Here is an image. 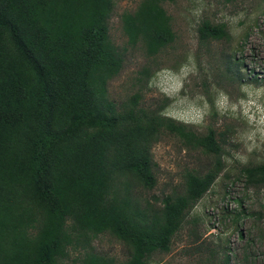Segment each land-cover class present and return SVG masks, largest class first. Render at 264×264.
Segmentation results:
<instances>
[{
  "label": "trees",
  "instance_id": "obj_1",
  "mask_svg": "<svg viewBox=\"0 0 264 264\" xmlns=\"http://www.w3.org/2000/svg\"><path fill=\"white\" fill-rule=\"evenodd\" d=\"M116 1L0 0V264H68L80 249L81 264H150L171 250L225 169L226 138L214 127L196 133L165 113L169 99L149 109L139 91L111 98L108 83L124 58L110 34ZM168 1L141 0L122 14L128 43L148 56L176 39ZM198 32L200 44L231 39L225 23L209 19ZM226 63L233 79L237 63ZM140 74L138 82L150 81L155 71ZM165 132L215 159L187 171L185 191L155 197L157 205L136 192L158 184L152 148ZM237 178L264 186V163L242 166ZM100 235L120 240L125 260L99 253Z\"/></svg>",
  "mask_w": 264,
  "mask_h": 264
},
{
  "label": "rangeland",
  "instance_id": "obj_2",
  "mask_svg": "<svg viewBox=\"0 0 264 264\" xmlns=\"http://www.w3.org/2000/svg\"><path fill=\"white\" fill-rule=\"evenodd\" d=\"M140 1L117 0L109 22L124 57L120 74L108 83L111 98L124 102L139 91L141 105L149 109L169 99L165 113L198 134L212 126L226 138L225 169L187 217L171 250L156 252L150 264H221L228 255L230 264H264V186L247 188L237 178L242 166L264 163V0L165 2L176 39L156 56H148L142 44H129L122 29V14L135 11ZM204 19L225 23L231 39L200 44ZM228 57L237 63L233 79L226 74ZM146 66L155 76L138 82ZM152 152L158 184L136 193L157 205L155 197L185 191L187 171L202 172L215 159L168 132ZM94 245L117 263L126 258L127 249L115 237L100 235ZM81 250L71 253L68 264H81Z\"/></svg>",
  "mask_w": 264,
  "mask_h": 264
},
{
  "label": "clouds",
  "instance_id": "obj_3",
  "mask_svg": "<svg viewBox=\"0 0 264 264\" xmlns=\"http://www.w3.org/2000/svg\"><path fill=\"white\" fill-rule=\"evenodd\" d=\"M198 112H199V111H198ZM198 112H197V113H198ZM198 114H199V113H198ZM199 116H200V115H199ZM200 200H201V199H200ZM200 200H199V201H200ZM199 201H198V202H199ZM198 202L196 203V205L198 204ZM196 205H195V206H196ZM195 206H194V207H195ZM194 207H193V209H194ZM193 209H192V210H193ZM192 210L190 211V213H192ZM190 213H188V215L186 216V219H187V217L190 215ZM186 219H185V221H186ZM185 221H184V223H185ZM184 223H183V226H184ZM183 226H182V228H183ZM182 228H180V229H182Z\"/></svg>",
  "mask_w": 264,
  "mask_h": 264
}]
</instances>
